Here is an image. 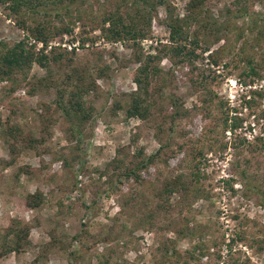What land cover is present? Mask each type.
I'll use <instances>...</instances> for the list:
<instances>
[{
    "label": "rangeland",
    "instance_id": "rangeland-1",
    "mask_svg": "<svg viewBox=\"0 0 264 264\" xmlns=\"http://www.w3.org/2000/svg\"><path fill=\"white\" fill-rule=\"evenodd\" d=\"M186 1L168 0L180 15ZM103 4L115 0H88L79 21L51 13L55 24L71 21L73 32L46 46L0 6L1 41L27 38L35 52L65 55L58 65L33 66L19 84L0 80V236L18 220L30 243L0 264H264V81L244 78L249 58L264 62V0H205L201 24H216L219 40L192 25L199 58L155 63L160 74L144 121L115 106L136 90L135 53L154 56L169 45L165 11L137 50L101 37ZM246 11L254 15L239 18ZM250 20L259 30L250 31ZM73 70L86 73L89 87L80 123L58 111L56 88L29 95L36 80L70 91ZM226 114L239 120L234 133L222 130ZM8 123L22 133L6 142ZM130 169L135 177L126 176ZM35 192L44 201L30 209L26 197Z\"/></svg>",
    "mask_w": 264,
    "mask_h": 264
},
{
    "label": "trees",
    "instance_id": "trees-1",
    "mask_svg": "<svg viewBox=\"0 0 264 264\" xmlns=\"http://www.w3.org/2000/svg\"><path fill=\"white\" fill-rule=\"evenodd\" d=\"M87 2L88 0H0V6L5 7L16 18L17 25L25 30L35 42H40L43 46H46L50 40L57 36L73 32L71 26L74 24L71 21L69 23L60 21L59 24H55L49 18L51 13L58 16L64 10L67 17L73 18L75 16L79 21L82 11H85L84 8ZM204 5L205 0H187L184 13L180 15L175 12V8L168 0H115V4L111 8L103 4L98 30L101 37L107 41L132 42L134 48L138 50V41L147 37L151 30V23L157 16L159 8H163L165 11L162 23L169 32V45L162 46L158 54L143 58L142 55L135 53V62L139 63L134 77L136 90L127 95V103L123 106L120 101H117L115 110L122 109L127 118L133 117L144 121L150 117L153 101H150L149 87L151 80L160 74V70L155 66V63L162 58H168L175 65L190 64L199 58L200 54L197 53V50L200 35L198 30H191L192 25L201 26L202 29L208 30L211 35L217 36V32L215 33L213 29L216 24H201L204 21L202 19ZM253 15V12L246 11L244 14H240L239 18L248 17L250 19ZM249 24L251 25L249 26L250 31L259 30L258 26L251 20ZM204 26L210 27L206 29ZM217 39L219 40L218 36ZM26 40L27 38L16 43H7L0 40V80L11 84H19L28 79L33 66L49 68V65H58L64 60L65 55L61 52L58 53L54 48L49 54L35 52L34 46L28 47L26 45ZM208 48L209 46L201 49V55ZM210 57L212 58V56ZM212 63L217 66L216 60L212 59ZM247 64L244 78H251V82L255 80L264 81V62H256L254 59L249 58ZM85 75V72L78 73L73 70L71 75L67 76L70 81L74 79L71 85L68 83L70 91H67L64 82L59 87L52 81V83H45L44 80H36L31 84L29 95L42 91V87L47 90L56 88L55 104L58 111L69 122H84L88 119L84 97L89 92V87L85 84ZM242 83L245 86L248 85L245 81ZM254 95L261 97L262 93L256 92ZM170 104L173 107L171 117H178L177 98L172 97ZM243 107H250V101L247 100ZM231 119L227 114L225 115L222 122L223 132L227 128L232 133L238 129V118ZM229 121L231 122L228 123ZM21 133L19 127L9 123L1 130L6 142L8 139L16 140L17 137L21 136ZM11 149L14 151V146H11ZM151 161V158L146 160L139 169L146 167ZM126 176L135 177V171L130 169ZM183 187L178 186L176 189L182 190ZM43 201L42 194L35 192L26 197V206L30 209H36ZM28 237L29 228L18 220L12 221L4 234L0 236V257L11 253H19L30 244ZM200 250V255H204L203 247H200Z\"/></svg>",
    "mask_w": 264,
    "mask_h": 264
}]
</instances>
